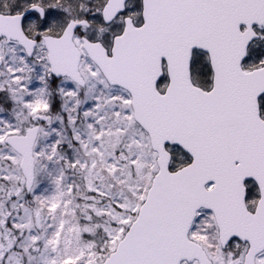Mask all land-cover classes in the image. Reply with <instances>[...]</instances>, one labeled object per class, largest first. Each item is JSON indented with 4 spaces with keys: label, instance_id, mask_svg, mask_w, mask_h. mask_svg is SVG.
I'll use <instances>...</instances> for the list:
<instances>
[{
    "label": "snow or ice",
    "instance_id": "snow-or-ice-1",
    "mask_svg": "<svg viewBox=\"0 0 264 264\" xmlns=\"http://www.w3.org/2000/svg\"><path fill=\"white\" fill-rule=\"evenodd\" d=\"M0 264H264V0H0Z\"/></svg>",
    "mask_w": 264,
    "mask_h": 264
}]
</instances>
